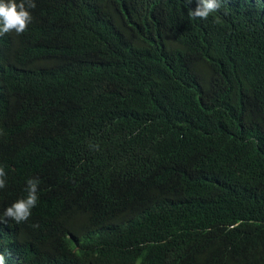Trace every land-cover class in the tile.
<instances>
[{
	"label": "trees",
	"instance_id": "obj_1",
	"mask_svg": "<svg viewBox=\"0 0 264 264\" xmlns=\"http://www.w3.org/2000/svg\"><path fill=\"white\" fill-rule=\"evenodd\" d=\"M33 2L0 36V165L52 232L17 260L264 264V0Z\"/></svg>",
	"mask_w": 264,
	"mask_h": 264
},
{
	"label": "clouds",
	"instance_id": "obj_2",
	"mask_svg": "<svg viewBox=\"0 0 264 264\" xmlns=\"http://www.w3.org/2000/svg\"><path fill=\"white\" fill-rule=\"evenodd\" d=\"M187 2L191 3V0ZM220 6L219 0H197L196 9L194 11L190 9L189 15L192 18L206 20ZM35 7L33 0H19V2L0 0V36L13 31L17 35L24 33L32 23L33 16L30 10ZM40 183L38 178L23 181L19 176L6 180V172L0 165V245L5 244L8 249V251L3 250L5 254L0 253V264H21L16 258V253L20 250L24 224L32 223L46 227L43 231H39L43 238L41 246L51 236L52 227L48 220L49 205L39 194ZM56 250L70 252L68 246L64 245L58 246ZM8 260L9 262H6ZM70 262L76 264L71 259Z\"/></svg>",
	"mask_w": 264,
	"mask_h": 264
}]
</instances>
